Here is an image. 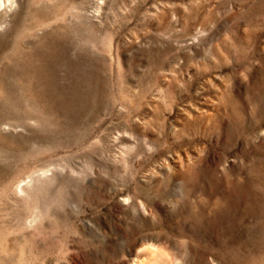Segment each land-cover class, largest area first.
<instances>
[{
    "label": "rangeland",
    "instance_id": "1",
    "mask_svg": "<svg viewBox=\"0 0 264 264\" xmlns=\"http://www.w3.org/2000/svg\"><path fill=\"white\" fill-rule=\"evenodd\" d=\"M0 264H264V0H0Z\"/></svg>",
    "mask_w": 264,
    "mask_h": 264
}]
</instances>
